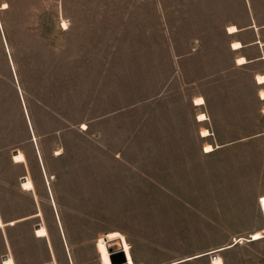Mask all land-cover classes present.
Returning <instances> with one entry per match:
<instances>
[{
  "label": "rangeland",
  "instance_id": "1",
  "mask_svg": "<svg viewBox=\"0 0 264 264\" xmlns=\"http://www.w3.org/2000/svg\"><path fill=\"white\" fill-rule=\"evenodd\" d=\"M252 24L264 0H0V264H102L111 230L134 264H264Z\"/></svg>",
  "mask_w": 264,
  "mask_h": 264
},
{
  "label": "bare ground",
  "instance_id": "2",
  "mask_svg": "<svg viewBox=\"0 0 264 264\" xmlns=\"http://www.w3.org/2000/svg\"><path fill=\"white\" fill-rule=\"evenodd\" d=\"M237 30H238V27L235 24H231L228 26L229 32H235ZM231 44H232V48H238V47L242 46V42L239 40H234V41H232ZM245 61H246V59L244 56H239L237 58L238 63H243ZM256 78H257L258 82H264V75L258 74ZM259 93H260L261 98H264V90H261ZM195 103H197V104L204 103L203 96H197L195 98ZM263 112H264V108H263ZM205 118H206L205 113H203V112L199 113V115H198L199 120H204ZM201 134L202 135L209 134L208 129L203 128L201 131ZM210 149H212V145L210 143H207L205 145V150H210ZM253 234L255 235L254 236L255 238L260 236V234L258 232L253 233ZM113 239H117L120 246L123 248V251L125 252V255L127 257V264H134V260H133L131 250H130V243L127 241L125 236L122 233L118 232L117 230L108 231L104 237H100L97 241V247H98V250L100 253V257H101L100 260H101L102 264H112V262L110 260V251L107 248V241H110Z\"/></svg>",
  "mask_w": 264,
  "mask_h": 264
},
{
  "label": "crops",
  "instance_id": "3",
  "mask_svg": "<svg viewBox=\"0 0 264 264\" xmlns=\"http://www.w3.org/2000/svg\"><path fill=\"white\" fill-rule=\"evenodd\" d=\"M252 30V37L250 40L248 41H242L239 37H236L234 40H239L242 42V46L238 47V48H232V40L230 43L231 49L234 51L235 53V60L237 62V58L239 56H244L246 61L243 63H238V64H245V65H259L260 68L258 69H254L253 74H254V78L256 81V85L258 88V92H260L261 90H264V82H258L257 81V75L258 74H262L264 75V40L261 38L260 36V32L258 31L257 25L256 24H252L249 26ZM239 32V30L235 31V32H230L231 34L237 33ZM254 49V53L250 54L251 50ZM259 97L261 100H264V98H261L260 93H259Z\"/></svg>",
  "mask_w": 264,
  "mask_h": 264
},
{
  "label": "water",
  "instance_id": "4",
  "mask_svg": "<svg viewBox=\"0 0 264 264\" xmlns=\"http://www.w3.org/2000/svg\"><path fill=\"white\" fill-rule=\"evenodd\" d=\"M17 152H18V150H14L13 154H15ZM25 178L26 177H23L22 179H25ZM38 226H39V224L37 225V227ZM107 248L110 251V260H111L112 264H127V257L125 255V252L123 251V248L120 246V244L118 245V247H116V245H109L107 243ZM204 254H208V252L198 254L197 256H201ZM197 256H194V257H197ZM47 264H52V263L49 262Z\"/></svg>",
  "mask_w": 264,
  "mask_h": 264
},
{
  "label": "trees",
  "instance_id": "5",
  "mask_svg": "<svg viewBox=\"0 0 264 264\" xmlns=\"http://www.w3.org/2000/svg\"><path fill=\"white\" fill-rule=\"evenodd\" d=\"M133 260H135V258L133 257Z\"/></svg>",
  "mask_w": 264,
  "mask_h": 264
}]
</instances>
